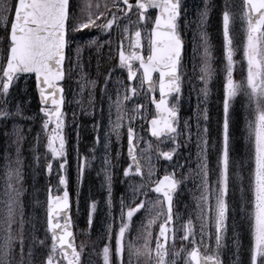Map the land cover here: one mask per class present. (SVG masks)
Listing matches in <instances>:
<instances>
[{"label": "snow or ice", "instance_id": "snow-or-ice-1", "mask_svg": "<svg viewBox=\"0 0 264 264\" xmlns=\"http://www.w3.org/2000/svg\"><path fill=\"white\" fill-rule=\"evenodd\" d=\"M215 6L204 0L202 9L197 10L198 37L201 42L202 66L199 79L205 87L201 93L207 100L208 83L215 73L211 61L212 45L207 32L209 16ZM154 9L156 12H150ZM220 19L223 36L225 65V83L223 91L222 132L214 171L209 167V141L207 128V109L201 110L197 116L195 137L197 140L198 163L196 174L200 178L201 195L197 204V220L199 228L189 216L185 222L174 211L179 203V189L183 182L184 164L177 161L171 171L165 170L162 178L152 179L153 170L149 167L145 174L141 163L142 155L155 151L157 159L172 162L179 157L182 144L192 139L191 125L185 121L182 130L180 123L179 103L181 96V64L184 52V39L181 34L182 13L184 28L188 27L187 9L183 0H105L103 4L93 0H0V25H3L4 36L0 37V121H15L16 119H32L24 115L21 101L13 96L10 89L23 74H33L44 120L42 128L47 135V150L53 160L62 161L58 168L66 169V141L63 135L66 81V62L71 68L79 66L81 44L98 45V36L92 35L98 30L105 37L116 34L117 59L120 69H127V80L136 81L139 73L141 88L147 83L152 93L156 92L157 84L159 99L153 94L150 103L155 105V112L146 115L144 105L135 103L134 97L138 89L132 84L118 82L114 88L115 99L108 95V84L113 71L108 72L104 80L103 93L107 96L109 132L105 134V155L102 157V172L107 188L106 206L109 210L110 223L106 230L107 243L102 249L103 264H225L223 253L231 250V264H264V0H222ZM239 25V29L237 27ZM142 30H147L148 53L144 55L145 41ZM243 37L238 40L237 33ZM87 37V39H85ZM129 41L127 49L124 41ZM105 43L111 48V40ZM237 47L246 64H241L242 79L234 78L237 62L234 60ZM73 49H75L73 53ZM195 51V50H194ZM73 55L75 59L73 60ZM138 67L133 69V64ZM157 74V81L153 75ZM91 88H96V82H89ZM83 93V88H81ZM241 98V106L247 113L246 127L248 141L252 146V165L249 169L248 189L250 199L245 201L241 196L240 210L245 212L250 231V241L247 247L242 246L240 234L234 230L231 246L226 244L229 232V193L230 186L234 190L239 183V190L244 191V177L241 169L244 160L236 159L235 136L230 127L235 126L232 117L236 114L234 103ZM170 98L175 103L170 105ZM126 102L135 103L131 110H125ZM94 98H90L89 106L93 107ZM116 109V119L112 120V108ZM199 107V106H198ZM14 109V110H13ZM101 116L104 109H100ZM131 113V114H130ZM95 118V110L89 113ZM127 119L125 129L127 140L126 167L121 169L124 182L127 184V199L124 195L119 200V223L112 216V181L113 169L116 165L113 159L119 161L120 153L110 157L111 133H115L119 141L123 121ZM135 120L140 126H148L151 137L158 143L170 142L168 151H161L157 146L153 149L151 143L137 152L140 138L133 127ZM50 126L51 129H50ZM98 132L99 124H93ZM50 129V131H49ZM13 132L17 136L16 167L6 155L5 189L0 227L4 236L0 242V264H35L36 256L33 246L43 248L45 240L32 236V246L29 247L27 258L24 253L23 239V207L20 188L15 184L23 183V164L20 160V143L22 129L13 124ZM7 134V133H6ZM179 137H184L180 140ZM37 142L39 135L36 137ZM97 144L100 136H96ZM95 151V149H93ZM39 161V156L35 157ZM77 185H83L84 164L78 156ZM48 173L52 172L53 164H46ZM210 174L212 179H210ZM146 181L135 184V179ZM15 181V184H13ZM59 183L63 185L62 195L51 194L48 190L46 212V238H50V246L41 264H80L83 250L78 251L75 244L74 222L72 218V200L70 199L68 178L66 174L59 175ZM154 195L155 199H150ZM76 209H80L79 190L76 195ZM98 202L89 198L85 201L87 225L91 228L93 217L97 212ZM250 209V211H246ZM144 215V219L137 214ZM19 217V219H18ZM140 220V230L136 238H131L133 218ZM147 220L145 223L144 220ZM158 235L153 237L152 226L157 224ZM19 224V236L12 233L13 225ZM178 225V226H177ZM115 226V232L113 227ZM155 243L153 256L152 243ZM182 247L176 249V244ZM211 242V245L210 243ZM171 245V249L169 247ZM243 255V259L241 256ZM19 257V260L16 257Z\"/></svg>", "mask_w": 264, "mask_h": 264}, {"label": "rangeland", "instance_id": "rangeland-1", "mask_svg": "<svg viewBox=\"0 0 264 264\" xmlns=\"http://www.w3.org/2000/svg\"><path fill=\"white\" fill-rule=\"evenodd\" d=\"M93 2L103 4L105 0H93ZM203 3H204L203 0H189L186 3L184 2L185 4L184 7L187 9L186 18L188 21L189 30L194 29L193 21L188 18L190 11H193L194 17L197 18V14H198L197 10L203 8L204 6ZM150 12H155V11H150ZM218 26H219V23L217 21V17H214L211 30H212L214 38L217 39L218 44H221L222 43V32ZM196 28L192 31L194 40L192 41L191 48L189 52L186 53L185 60H184L185 67L188 68V73H189V80H187L188 82L184 80L185 79L184 67L181 73V94L182 95H181L180 103H179L180 124L178 127V130H182L185 121H188V123L192 126L191 127V130L193 132L192 139L189 142L181 145L179 149V157L178 158L174 157L172 162L164 161L163 159H157V157L155 156L156 155L155 151L146 152L142 156H143V162H144V165H143L144 172L146 174L149 170V167H151L153 170V176H152L153 180L157 179L159 174L165 173V170L171 171L172 168L175 166V162L177 161V159L180 164L185 165L183 169H177L178 173H183V177H180L178 175V178H182L183 182H182V190H180L179 192V203L177 205L178 209H181L182 213H179L177 211L176 212H177V215L181 218L180 222H185L186 219L189 216H191L194 224L196 225L198 229L199 222L197 220V207L194 208V211L192 208L187 207V205L193 203L192 196L194 195V187H192L191 185L193 184L196 185L195 192L198 196V200L201 195V190H200L201 182H200L199 176L196 174L197 163H198L197 157H198L199 149L197 147V140L195 137V126L197 122V116L200 115L201 110H203L204 108L207 109L208 118L210 114L212 113V109L208 107L209 100H210L209 96L211 98H215L216 100H217V97H220V100L221 101L223 100L224 83H225V77H226V72H225L226 59L224 55L221 58V67H220L221 77H222L221 88L217 90V84H215L212 88H210L209 83H208L207 87L209 89V94H208L207 100H205L201 93V89L204 88L205 85L199 79L200 74H201L200 67L202 66V56L198 57V55H202L203 50L201 47V42L199 40V37L197 36L198 34L196 35V32H197ZM146 31L147 30H142V36H144V41H145L144 55H147L148 53L147 36L145 35ZM2 32H4V29H3V26L0 25V37H1ZM108 39L111 40V48H109V54L111 56H114V60H113L114 67L109 66L108 72L110 70H115L113 71L112 78L108 84V95L112 96L113 99H115V94H114L113 89L119 87L118 82H123L126 85L132 84L133 86H136L138 89V95L137 97H134L135 103L144 105V108L146 110L145 114L151 116L155 112V109H154V105L153 104L151 105L150 103L148 89L145 88V85H143V87L141 88L139 84V78L134 83L128 82L127 69H120L118 67L117 40H116L115 32L113 33V36L109 37ZM77 42L79 43L80 41L78 40ZM128 43L129 41L125 39L124 44H125L126 49H127ZM0 46H2V44H0ZM95 46H96V54L98 55L101 47L98 45H95ZM238 56H241L239 60L240 65L246 64V61L243 60L240 50H239ZM74 59L75 57L73 56V60ZM107 63L109 64V62ZM110 64H111V60H110ZM134 64H135V67L137 68L138 64L137 63H134ZM98 66H99V63L97 61L94 63V65L92 64L90 65L89 63L85 62L82 56H80L79 66H76L75 64H73V66L71 67V70H72L71 77L70 79L67 80V83H66L69 100L66 106V110L64 112L65 116H64V128H63V135L66 141L65 150L67 154L66 155L67 165H66L65 171L66 173H68L67 172L68 170L70 172H73L74 178H76L75 185H73L71 181L69 182V188L74 192V195H75L73 196L74 207H75L77 191L79 190L80 209H79V212H77L78 215H82L86 211L85 201L87 200V198L84 196V191H83V187L85 186V183H84L85 180L83 179L82 186L77 185V164L78 162H76L74 166L72 164L74 162V159L81 154L79 149L76 150L75 147H77L81 143H89L85 148V151L87 152L90 147L98 145L95 142L97 135H99L100 138L103 139L105 142V139H104L105 134L109 132V123H108L109 102H108L107 96H105L103 93L105 79L100 80L99 87L96 91L97 101L95 100V95H94L95 90H93L89 84V82L92 79V76L90 74H96L98 73V71H100V69H98ZM236 70L238 71V79H241L242 76L240 75V71H239V68L237 67V64H236ZM124 74L125 76L123 77ZM103 76L104 78L107 77V75H103ZM33 81L34 80L32 77L23 76V78H20V80L16 84L13 85V88L10 89V93L13 96H18L21 101H24V100L30 101V103H21V107L23 108L24 115L27 117H32V119L24 120V119L18 118L15 120L16 124L22 129V132H21L22 137L23 135H29V129L33 131V135L29 137L28 147L26 145V142L22 139V142L19 145L20 153H21L20 157L24 159L23 164L25 165V167H27L28 170L30 169L31 165H34L36 167L39 174L43 177L42 185L45 184L44 175L46 174V164L48 162H52L53 169L51 173L53 174V179H54L53 189H54V192L56 193L60 190L59 175H60L61 170L58 168V163L62 161L53 160L51 157V153L47 150V147H46L47 135L49 133L45 132V130L42 128L44 116H43V113L40 112L41 107L39 106L38 108H36L32 102V100H34V94H35L33 83H32ZM189 83H190L189 89L183 90V88L189 85ZM81 88H83V93H81ZM85 95L88 98L89 97L94 98V105H93L94 108L93 107H91L92 109L84 108L82 103L86 107H90L89 103L86 102L85 99H83V96ZM135 103L126 102L124 105L125 110H131L132 108H134ZM172 103H175L174 99L172 100L171 104ZM101 107H103L104 109L103 116H101V113H100ZM93 110H95V118L89 115V113L92 112ZM81 117L84 118L83 122H79ZM235 117L236 118L238 117V112L236 113ZM240 118H241L240 125L243 126V131L241 130V132H237L236 134L237 138L235 136L234 147H235V152H236V159L244 160V167L243 169H241V175L244 177V181H243L244 191L243 193H241V191L239 190V183L237 184V187L234 190L230 186V193H229V198H228L229 205H230L229 221H228L229 232L226 237V244L231 246V243H232L231 237H232L233 226H234V230L240 234L242 246L246 248L247 245L249 244V239H247L246 242H244V238H246V235L242 231L243 225L245 222V215H244L245 212H242L240 210L239 205L241 202V196H243V199L245 201H247V199L249 198L248 196L247 199H245L246 197L245 190H246V185H248V176L250 174L249 169L253 165L251 161L252 146L248 141V131L246 127V120L248 117L244 109H243V114L241 112ZM111 119L112 120L116 119L115 107L112 108ZM200 119H201V126L203 127L202 115H200ZM15 121H12V120L0 121V126H1L0 135H4L6 136L7 139H10V142L12 145L11 147L13 148L16 154V150L18 147L17 136L13 131L8 130L9 123L11 125V128H13V124ZM140 123H141L140 121L135 120L133 122V127L135 129L137 128V134L140 138H142L138 141L141 152L142 150L147 148L149 143L152 144L153 149H155L158 146L161 151L169 150L171 146L169 141H165L164 143H158L155 146L154 145L155 142L149 137L148 126L144 125L143 127H141ZM93 124H99L98 132L93 129L92 127ZM127 125H128V120L125 119L123 121V127L120 130L119 141L116 140L115 133H111V149L113 147H116L117 149L121 146L122 140H123L122 137L124 134H126L125 129L127 128ZM210 126H212V129ZM51 127L52 126H50V129ZM207 128H208L207 138L209 141V146L211 147V150H210V147H208L209 164H210V157H211L212 161H211L210 169H213L214 171L215 160L218 155V150H219L220 141H221L220 132H222V121L218 122V121H211L208 119ZM217 128H219L220 130L219 134H217ZM239 134H242V135H239ZM37 135H39L38 142L36 139ZM179 139L183 140L184 137H179ZM36 156H39L38 162L35 159ZM95 156H97V154H94V155L92 154V156L88 158V161L93 160ZM81 162H84V160H81ZM119 162L120 161H117V166L119 165ZM61 173L63 174L64 172L62 171ZM212 178L213 177L210 174V179ZM145 182L146 181L142 180V183H145ZM5 184H6V180H5V169H4L3 171L0 170V201L4 199L3 193L5 189ZM17 185L20 186L21 184H17ZM185 186H186V190H184ZM101 187L103 189H107L105 187L104 180L101 181ZM40 192L41 190L39 188V191H37L36 193L40 194ZM33 193H35L34 190H33ZM45 195H46V192H45ZM38 197L39 196H35L36 201L40 202V200L37 199ZM154 197L155 196L152 195V197H149V198L154 200L155 199ZM106 199H107V195L105 196V200ZM198 200H197V203H198ZM42 202L44 203L42 210H45V220H46V204H47L46 196H45V201H42ZM2 207L3 205L0 204V209H2ZM34 209L37 212L39 211V203L34 205ZM106 210L109 211L107 206H106ZM112 212L115 214V217H116L115 223L117 224L119 221V216L114 212V209L112 210ZM114 214H111V215L114 216ZM33 216L35 218L34 219L35 223H33V226H36V222H37L36 220L38 217L37 215H33ZM86 216H87V213H86ZM99 217L106 223L107 226L112 221L110 217L106 219V214L103 211H100L98 209L93 217V223L91 225L92 227H95L96 221H97L96 219H98ZM146 222L147 220L145 221V223ZM158 223L159 221H157V224H154L152 226V229L154 228L155 225H158ZM114 228L115 226L113 227V229ZM244 229L246 230V226L244 227ZM45 230H44L43 235H45ZM93 230H96V229H93ZM113 232H115V229L113 230ZM32 233L35 234L36 231L32 229ZM99 233L100 232L97 233L98 236H102V234H99ZM208 243H210L211 245V242H208ZM169 247L171 249V245ZM181 247L182 245L178 242L176 244V249L178 250ZM223 255L225 259L227 258L226 264H229V261H231L232 259V252L230 248L229 250H226L223 253ZM97 257L98 256L94 253L91 255V257L87 258L86 261H90L94 263ZM99 257H101V261L99 264H103L102 251L101 253H99ZM182 259H183V254H182L181 261ZM181 261H178L177 264H181ZM35 264H38V263H35Z\"/></svg>", "mask_w": 264, "mask_h": 264}, {"label": "water", "instance_id": "water-1", "mask_svg": "<svg viewBox=\"0 0 264 264\" xmlns=\"http://www.w3.org/2000/svg\"><path fill=\"white\" fill-rule=\"evenodd\" d=\"M39 91V90H38Z\"/></svg>", "mask_w": 264, "mask_h": 264}]
</instances>
